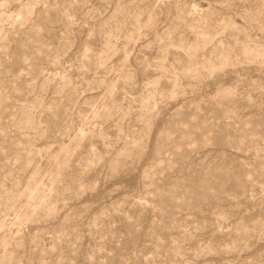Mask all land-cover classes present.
Listing matches in <instances>:
<instances>
[{
	"label": "rangeland",
	"instance_id": "1",
	"mask_svg": "<svg viewBox=\"0 0 264 264\" xmlns=\"http://www.w3.org/2000/svg\"><path fill=\"white\" fill-rule=\"evenodd\" d=\"M0 264H264V0H0Z\"/></svg>",
	"mask_w": 264,
	"mask_h": 264
},
{
	"label": "bare ground",
	"instance_id": "2",
	"mask_svg": "<svg viewBox=\"0 0 264 264\" xmlns=\"http://www.w3.org/2000/svg\"><path fill=\"white\" fill-rule=\"evenodd\" d=\"M246 52H247L248 54L250 53L249 50H247ZM251 52H252V54H253V58H257V57H258V53L263 54V53H262L261 51H259V50H252Z\"/></svg>",
	"mask_w": 264,
	"mask_h": 264
}]
</instances>
